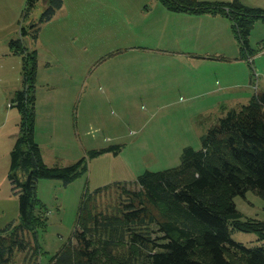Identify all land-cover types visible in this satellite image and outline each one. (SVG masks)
I'll list each match as a JSON object with an SVG mask.
<instances>
[{
	"label": "rangeland",
	"instance_id": "obj_1",
	"mask_svg": "<svg viewBox=\"0 0 264 264\" xmlns=\"http://www.w3.org/2000/svg\"><path fill=\"white\" fill-rule=\"evenodd\" d=\"M239 1L264 9V0ZM25 3L0 0V229L21 221L7 174L20 119L9 96L22 77L21 55L11 50V40L21 37L29 51L36 50L35 135L43 160L62 166L84 156L87 166L68 184L38 178L35 197L43 209L36 210L45 211L46 225L23 232L26 250L5 264H62L57 255L66 248L68 264H75L80 245L73 231L85 194L92 195L96 211L116 213L127 201L123 191L137 188V175L174 167L186 145L200 146V136L221 115L218 103L240 106L248 100L236 101L239 91H264V20L253 21L248 38L254 54L242 58L222 14L173 12L160 0H63L50 19L37 23L35 38L31 23L46 2L39 0L27 15ZM113 144L120 145L117 153L91 155ZM104 185L113 186L94 192ZM233 200L242 220L263 221L264 198L255 190ZM150 229L151 238L163 242L154 223ZM230 236L247 247L261 243L253 231L231 229ZM92 238L104 262L102 234ZM111 253L125 259V243Z\"/></svg>",
	"mask_w": 264,
	"mask_h": 264
},
{
	"label": "trees",
	"instance_id": "obj_2",
	"mask_svg": "<svg viewBox=\"0 0 264 264\" xmlns=\"http://www.w3.org/2000/svg\"><path fill=\"white\" fill-rule=\"evenodd\" d=\"M39 0H26L24 14ZM171 11L188 14H222L229 18L240 57L254 54L248 35L255 19L264 20V9L239 0H160ZM63 0H47L37 22L31 23L37 38L38 24L50 19ZM25 34L23 28L20 31ZM11 50L21 55V88L14 91L10 105L20 113L18 131L9 154L8 179L18 198L19 224L0 229V264L8 263L17 250H26L22 233L46 225L42 203L35 197L38 178H57L68 184L86 171L87 160L48 166L35 141L36 50L29 51L21 37L10 41ZM195 149L186 145L180 162L162 170H145L135 179L136 189H126L127 201L114 214L96 211L92 195L85 194L77 213L73 236L80 245L75 264H264V219L242 220L233 197L253 189L264 198V91H257L248 102L225 108L200 136ZM120 145L94 150L91 155L113 151ZM19 170L25 178L20 179ZM113 185L120 186V181ZM113 185H104L102 189ZM118 188V187H117ZM161 232L151 238L154 229ZM254 232L259 245L245 246L230 236V230ZM102 234L101 254L97 259L92 236ZM70 240L66 244H70ZM125 243L127 257L115 259L112 248ZM65 244V245H66ZM71 252L64 249L57 257L70 262Z\"/></svg>",
	"mask_w": 264,
	"mask_h": 264
},
{
	"label": "crops",
	"instance_id": "obj_3",
	"mask_svg": "<svg viewBox=\"0 0 264 264\" xmlns=\"http://www.w3.org/2000/svg\"><path fill=\"white\" fill-rule=\"evenodd\" d=\"M173 12H175V11H173ZM179 12H181V11H179ZM183 14H188V13H185V12H183ZM191 15V14H190ZM211 15V14H210ZM217 15V14H216ZM213 16H215V15H213ZM232 85H226L225 87H227V88H230ZM242 87H246V85H244V86H242ZM21 88V87H20ZM17 89H19V88H16V89H14L13 90V92H12V94L14 93V91L15 90H17ZM12 94L9 96V99L11 98V96H12ZM254 94V92L253 93H251L250 92V90L247 88H245L244 89V91L243 92H241V91H239L238 92V95H234V99L236 100V101H238L237 99H238V97L239 98H242V99H245V98H247V100L252 96ZM230 99H232V97L230 98H226V100L229 102V100ZM225 100V99H224ZM222 100H220V102H221ZM219 104V106H217V108L218 109H220V113H221V111L223 110V109H225V108H228V107H233L234 106V104L232 105V103L231 104H229V105H227L224 101H222V105H221V103H218ZM242 105V104H241ZM35 122H36V116H35ZM35 126H36V123H35ZM34 135H35V131H34ZM35 139L37 140V138H36V135H35ZM14 141V140H13ZM37 142H38V140H37ZM13 143V142H12ZM39 144V143H38Z\"/></svg>",
	"mask_w": 264,
	"mask_h": 264
},
{
	"label": "water",
	"instance_id": "obj_4",
	"mask_svg": "<svg viewBox=\"0 0 264 264\" xmlns=\"http://www.w3.org/2000/svg\"><path fill=\"white\" fill-rule=\"evenodd\" d=\"M45 2L47 1V0H44Z\"/></svg>",
	"mask_w": 264,
	"mask_h": 264
}]
</instances>
